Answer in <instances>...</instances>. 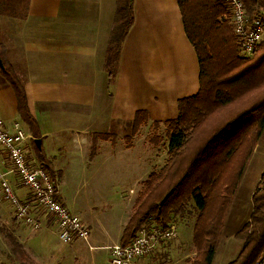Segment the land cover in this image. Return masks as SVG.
<instances>
[{"label": "crops", "instance_id": "0c3cea01", "mask_svg": "<svg viewBox=\"0 0 264 264\" xmlns=\"http://www.w3.org/2000/svg\"><path fill=\"white\" fill-rule=\"evenodd\" d=\"M262 6H256L255 11ZM116 8L117 0H28L23 15L0 16V45L13 67L22 64L28 106L27 112L20 110L15 89L0 67V115L8 124L20 121L28 133L42 139V144L51 136L58 141L71 137L85 150L89 142L97 141L98 148L110 154L119 142L120 151L128 155L134 152L135 144L122 142H131L136 136L133 121L138 110L147 111V120L140 127L177 117L179 100L196 94L200 85L198 56L186 35L178 1L134 0V23L122 43L117 72L110 81L105 62ZM130 126L133 130L128 134ZM43 152L42 158L36 153L37 157L57 178L62 201L91 229L90 244L79 240L90 249L77 241L62 244L59 239L64 252L62 247L50 246L51 226L39 234L20 231L13 235L31 256L41 252L51 254L55 264H99L93 251L121 243L124 228L116 236L99 231L91 217L71 209L62 187L63 170H55ZM249 166L222 234L228 229L229 235H235L252 215L253 195L264 170L248 181ZM18 191L25 194L22 188Z\"/></svg>", "mask_w": 264, "mask_h": 264}, {"label": "trees", "instance_id": "16d2710c", "mask_svg": "<svg viewBox=\"0 0 264 264\" xmlns=\"http://www.w3.org/2000/svg\"><path fill=\"white\" fill-rule=\"evenodd\" d=\"M177 1L186 35L198 56L199 90L180 99L177 117L165 122L170 157L142 183L121 243L131 241L150 217L156 224L168 227L192 207L197 214L192 238L195 255L187 264H212L236 190L264 132V49L255 58L240 56L241 45L234 32L231 12L223 0ZM244 2L250 13L264 4V0ZM27 9L28 0L25 12ZM134 19V0H117L105 62L110 80L116 75L122 43ZM262 44L263 41L256 52ZM4 52L0 45L4 63L1 71L15 89L20 110L27 112L24 84ZM239 100L246 105L242 103V108L233 109L232 105ZM146 120L147 111L138 110L133 121L134 132ZM214 122H217L215 127ZM209 129L211 134L194 151L186 153L189 150L185 151L186 145L200 131ZM38 150L42 152L41 147ZM234 157L238 161L232 162ZM210 165L216 169L209 171ZM253 202L250 220L236 233L242 241L240 251L227 264H258L264 259V173ZM11 240L12 255L7 253L5 257L11 262L16 257H27L23 244L13 236ZM0 264L8 263L0 261Z\"/></svg>", "mask_w": 264, "mask_h": 264}, {"label": "rangeland", "instance_id": "374dc122", "mask_svg": "<svg viewBox=\"0 0 264 264\" xmlns=\"http://www.w3.org/2000/svg\"><path fill=\"white\" fill-rule=\"evenodd\" d=\"M8 3L9 6H7ZM26 3L27 0H0V16L23 15ZM263 49L264 40L259 50L250 57L254 56L255 58ZM240 54V56H243L241 51ZM21 65L20 63H16L14 69L23 82L24 73H22ZM242 103L246 105V102L239 100L234 103L235 105H232V107L234 106L233 109L242 108ZM224 114H226V111ZM213 125L215 127L217 122H214ZM127 128L129 129L127 130ZM127 128L126 131H128V134H131L133 130L132 126ZM136 131V136L131 142H126V140L122 142L123 144H135L134 152L130 151L128 155L124 151H120L121 144L119 142L114 143V150H111V153L108 154V151L104 150L103 147L98 148L96 145L97 141L89 142L88 149L85 150L81 142L73 141L71 137L58 141V137L51 136L49 140H43L41 147L44 151L43 153L47 155L51 166L55 170L59 168L63 170L64 178L62 187L71 200L69 201L70 208L76 212H84L92 218L99 231H108L114 236L120 234L122 227L125 228L129 218L134 213V203L143 187L142 183L144 180H146L152 171H157L163 167L170 157L167 147L168 126L165 122L161 123L158 121L153 123L151 121L137 128ZM207 134H211L210 129L200 131L196 139L186 145L185 151L189 149L186 153L194 151L196 146H199L203 142L202 139L208 136ZM137 137L138 140L136 141ZM35 138L37 137H34V140ZM251 138H253L252 134ZM34 147L35 152L41 157V152H39L36 143ZM236 160L238 161V158L234 157L232 162ZM248 166V181L251 179L254 180L260 173L261 168L264 170V132L255 145L247 168ZM211 169H216V166L210 165L209 171ZM188 209L185 216L177 217L171 221L177 227L178 235L174 239L163 243L155 252L156 254L153 253L152 255L142 257V259H136V262L138 261L137 264H187L188 259L194 257L192 238L193 225L197 214L196 210L192 207ZM50 228L48 229L52 230L51 232L53 233V236L49 238L50 246L62 247V252H64V246L61 245L62 241L60 242L58 240L59 238L55 233V228L53 226ZM43 230L35 231L17 222L13 215V209L3 200L0 189V261L8 264L57 263L55 258L49 253L41 254L39 252L36 255L32 254L33 256L29 255L23 243L22 249L28 255L27 257H16L14 262L9 261L8 257H5L7 253L12 255L11 249L13 242L11 236L17 238L13 235L14 232L19 234L20 231L22 233L26 231L30 233L32 231L34 234H39ZM229 232L231 231L227 229L224 234H221L220 246H218V252L212 264H227L238 255L237 253L241 248L242 241L236 234L229 235ZM106 240L104 239L103 242H107ZM72 243H76V241L69 244L62 242V244L68 245ZM77 244L81 245L82 248L88 247L84 242L77 241ZM39 245L41 246L42 244ZM91 245L93 246L92 241ZM110 247L107 250L97 249L93 251L97 254L99 264H111L109 255V251L111 252ZM40 249L43 251L42 247Z\"/></svg>", "mask_w": 264, "mask_h": 264}, {"label": "built area", "instance_id": "2783aa9c", "mask_svg": "<svg viewBox=\"0 0 264 264\" xmlns=\"http://www.w3.org/2000/svg\"><path fill=\"white\" fill-rule=\"evenodd\" d=\"M231 12L234 32L244 56L255 54L264 40V4L253 13L244 0H223ZM33 135L18 120L8 124L0 115V189L2 198L13 209L15 219L38 231L53 226L60 241H84L90 244L91 229L61 199L59 184L44 161L35 152ZM22 188V195L18 189ZM178 235L177 227L158 225L152 217L126 244L110 247L111 264H132L152 255ZM258 264H264L261 258Z\"/></svg>", "mask_w": 264, "mask_h": 264}, {"label": "water", "instance_id": "95a60500", "mask_svg": "<svg viewBox=\"0 0 264 264\" xmlns=\"http://www.w3.org/2000/svg\"><path fill=\"white\" fill-rule=\"evenodd\" d=\"M0 67L4 68V63H3L1 57H0ZM35 143H36L37 147L40 148L42 146V139L40 137L35 138Z\"/></svg>", "mask_w": 264, "mask_h": 264}, {"label": "bare ground", "instance_id": "6f19581e", "mask_svg": "<svg viewBox=\"0 0 264 264\" xmlns=\"http://www.w3.org/2000/svg\"><path fill=\"white\" fill-rule=\"evenodd\" d=\"M35 141V140H34Z\"/></svg>", "mask_w": 264, "mask_h": 264}]
</instances>
